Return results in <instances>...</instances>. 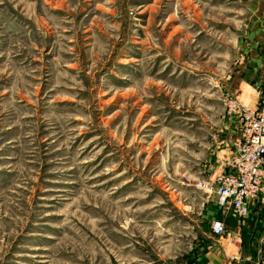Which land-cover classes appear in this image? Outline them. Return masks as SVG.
<instances>
[{
    "label": "rangeland",
    "instance_id": "rangeland-1",
    "mask_svg": "<svg viewBox=\"0 0 264 264\" xmlns=\"http://www.w3.org/2000/svg\"><path fill=\"white\" fill-rule=\"evenodd\" d=\"M261 40L264 0H0V264H264L210 186Z\"/></svg>",
    "mask_w": 264,
    "mask_h": 264
},
{
    "label": "built area",
    "instance_id": "built-area-1",
    "mask_svg": "<svg viewBox=\"0 0 264 264\" xmlns=\"http://www.w3.org/2000/svg\"><path fill=\"white\" fill-rule=\"evenodd\" d=\"M255 108L235 104L240 122V142L235 156L224 172L216 175L211 187L215 189L218 205L234 217L245 218L254 202L264 203V92ZM224 222H215L213 232L223 235Z\"/></svg>",
    "mask_w": 264,
    "mask_h": 264
},
{
    "label": "crops",
    "instance_id": "crops-1",
    "mask_svg": "<svg viewBox=\"0 0 264 264\" xmlns=\"http://www.w3.org/2000/svg\"><path fill=\"white\" fill-rule=\"evenodd\" d=\"M254 26H255L254 28L258 27L257 24H254ZM256 44H258L257 46H259V49H258V52L255 53L254 58H256L258 65H257V68L253 71V73H254L253 84L255 85L256 88H260V90L263 91L264 90V40H261V44H260V42H256ZM257 91H259V90H257ZM242 96H244V93L242 94ZM257 102H258V99H257V101H256V99H254L251 102L250 108H252V107L255 108L257 106L256 105ZM238 138H239L238 141L240 142L241 138L240 137H238ZM236 145H237V143L235 144V146ZM235 146H231L230 148H227L226 150L223 151V152H226L224 155L226 158H231L234 155L233 153H234V148H236ZM226 160L227 159H225L224 162ZM225 168H226V166H224L223 170H225ZM254 205H255V202L251 204L252 209L254 208ZM210 264H211V262H210Z\"/></svg>",
    "mask_w": 264,
    "mask_h": 264
},
{
    "label": "bare ground",
    "instance_id": "bare-ground-1",
    "mask_svg": "<svg viewBox=\"0 0 264 264\" xmlns=\"http://www.w3.org/2000/svg\"><path fill=\"white\" fill-rule=\"evenodd\" d=\"M252 92H253V89L247 88V92L244 93V96H243V100H245V102H249L251 100Z\"/></svg>",
    "mask_w": 264,
    "mask_h": 264
}]
</instances>
